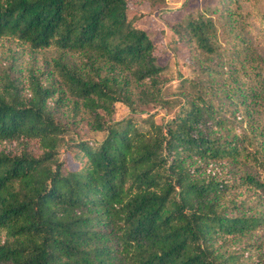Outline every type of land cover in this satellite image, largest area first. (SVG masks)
I'll list each match as a JSON object with an SVG mask.
<instances>
[{"label":"trees","instance_id":"obj_1","mask_svg":"<svg viewBox=\"0 0 264 264\" xmlns=\"http://www.w3.org/2000/svg\"><path fill=\"white\" fill-rule=\"evenodd\" d=\"M166 4L0 0V264H264V10L185 1L171 96Z\"/></svg>","mask_w":264,"mask_h":264},{"label":"rangeland","instance_id":"obj_2","mask_svg":"<svg viewBox=\"0 0 264 264\" xmlns=\"http://www.w3.org/2000/svg\"><path fill=\"white\" fill-rule=\"evenodd\" d=\"M186 1V9L195 13L199 8L205 5H212L215 0H167V4L157 11H149L146 7L133 5L137 14H141L138 26L148 29L152 36L162 44V62L167 65V73L170 77L169 82L164 87L167 95L175 96L176 87L180 83L182 75L191 76L192 68L188 64L187 52L181 50L178 44L176 33L169 27L167 21H176L182 13V5ZM260 5L264 10V0H260ZM159 109V108H157ZM159 111H164L159 109ZM129 114L128 108L122 104H117V117L122 118ZM164 114V113H163ZM90 136L101 138L102 133H92Z\"/></svg>","mask_w":264,"mask_h":264}]
</instances>
